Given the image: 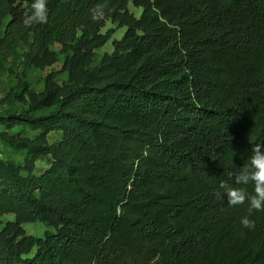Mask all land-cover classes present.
I'll return each instance as SVG.
<instances>
[{
	"label": "trees",
	"instance_id": "obj_1",
	"mask_svg": "<svg viewBox=\"0 0 264 264\" xmlns=\"http://www.w3.org/2000/svg\"><path fill=\"white\" fill-rule=\"evenodd\" d=\"M30 2L0 0V72L22 67L0 142L24 152L0 159V264H264V212L248 230L215 195L264 144V0H47L25 28Z\"/></svg>",
	"mask_w": 264,
	"mask_h": 264
},
{
	"label": "rangeland",
	"instance_id": "obj_2",
	"mask_svg": "<svg viewBox=\"0 0 264 264\" xmlns=\"http://www.w3.org/2000/svg\"><path fill=\"white\" fill-rule=\"evenodd\" d=\"M129 9L134 12L137 16H139L141 9L134 8L132 4H129ZM108 29H113L114 32L111 38L107 41V43L96 50L97 58L102 55L104 52H111L112 45L111 42L114 39H120L125 32V27H117L116 23H112L107 20L105 22V26L101 29V32L104 33ZM55 50H58L60 47L55 45L53 47ZM24 51V47L22 45L17 46V53L20 55ZM21 58L17 57L16 59H10L7 63V70L4 72H0V115H5V112L8 108L12 106H18L19 103L14 101L13 93L21 81L22 76V67L20 66ZM60 62V61H59ZM60 64H56L53 68H45L44 70H31L26 76H24V81L28 84V89L38 92L42 89L43 77L50 72V70H57ZM57 83H61L66 79L65 75L58 74L55 77ZM27 99V97H26ZM5 126L0 124V131L5 130ZM11 133L16 136H26L33 137L34 132L29 129L21 130L20 127H13L11 129ZM59 136L57 134L49 135V143H52ZM24 156V152L16 153L12 148H10L6 143L0 142V159H13L15 162H21ZM50 161L49 156H41L34 163V175L38 176L48 167ZM13 219V215H3L0 220L4 224L6 221H10ZM23 228L27 235H32L34 237H42L46 232H53L52 228H48L45 224L39 221L35 222H27L23 224ZM35 250H33L30 254L32 255Z\"/></svg>",
	"mask_w": 264,
	"mask_h": 264
},
{
	"label": "clouds",
	"instance_id": "obj_3",
	"mask_svg": "<svg viewBox=\"0 0 264 264\" xmlns=\"http://www.w3.org/2000/svg\"><path fill=\"white\" fill-rule=\"evenodd\" d=\"M48 8L47 0H31L24 13L22 23L25 28L33 25H43L47 23ZM93 20L98 19V14L92 16ZM235 183L242 187H229L221 183L220 189L215 193L218 199L226 198L229 206L237 207L247 203L248 214L240 219L241 225L248 229L255 228V221L250 219L252 213L264 212V144H256L252 149L250 164L241 167L239 172L234 175ZM254 184V194L249 193L246 186Z\"/></svg>",
	"mask_w": 264,
	"mask_h": 264
}]
</instances>
